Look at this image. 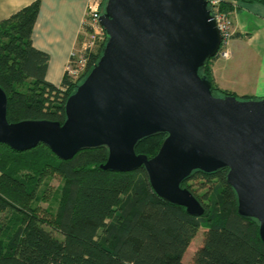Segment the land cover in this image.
<instances>
[{"label":"water","instance_id":"95a60500","mask_svg":"<svg viewBox=\"0 0 264 264\" xmlns=\"http://www.w3.org/2000/svg\"><path fill=\"white\" fill-rule=\"evenodd\" d=\"M100 24L101 55L68 97L63 124L9 123L0 88V144H43L61 161L106 148L103 171L143 168L158 198L194 217L204 209L182 183L226 169L238 214L258 222L264 243V99L219 96L200 75L222 42L208 2L105 0ZM156 135L165 139L154 157L136 154Z\"/></svg>","mask_w":264,"mask_h":264},{"label":"trees","instance_id":"16d2710c","mask_svg":"<svg viewBox=\"0 0 264 264\" xmlns=\"http://www.w3.org/2000/svg\"><path fill=\"white\" fill-rule=\"evenodd\" d=\"M244 4L264 0H231ZM40 9L35 1L0 22V88L7 97V120H47L63 124L65 104L101 55L91 56L86 74L77 81L66 75L57 87L46 80L48 54L32 45ZM230 14L228 0L222 3ZM200 70L219 96H232L214 82L211 65ZM164 135L140 142L135 152L154 157ZM106 148L80 151L69 161L58 159L45 145L15 152L0 144V264H183L182 259L200 229L201 245L188 264H264V243L258 222L241 217L237 197L224 169L194 173L184 181L204 209L200 217L165 203L149 185L143 168L130 173L103 171ZM63 183L56 215L44 227L31 205L49 172ZM194 183V184H192Z\"/></svg>","mask_w":264,"mask_h":264},{"label":"crops","instance_id":"0c3cea01","mask_svg":"<svg viewBox=\"0 0 264 264\" xmlns=\"http://www.w3.org/2000/svg\"><path fill=\"white\" fill-rule=\"evenodd\" d=\"M39 1L32 45L49 56L46 80L59 86L72 52L82 37L89 0H0V22ZM233 36L229 58L211 65L215 84L238 97L264 99V5L228 0Z\"/></svg>","mask_w":264,"mask_h":264},{"label":"built area","instance_id":"2783aa9c","mask_svg":"<svg viewBox=\"0 0 264 264\" xmlns=\"http://www.w3.org/2000/svg\"><path fill=\"white\" fill-rule=\"evenodd\" d=\"M206 1L222 35L217 60H226L229 58L228 42L233 36L232 18L230 14L222 9V3L226 0ZM103 2L104 0H89L88 2L86 15L82 23V43L77 45L72 52L65 70V75L73 81L79 80L86 74L94 51H99L106 41V34L100 24V17L104 8Z\"/></svg>","mask_w":264,"mask_h":264},{"label":"rangeland","instance_id":"374dc122","mask_svg":"<svg viewBox=\"0 0 264 264\" xmlns=\"http://www.w3.org/2000/svg\"><path fill=\"white\" fill-rule=\"evenodd\" d=\"M104 2H103V5H104ZM82 39L83 38L81 37L78 42V45L82 43ZM98 52L99 51H94L93 54H97ZM62 183H63V180L59 174L54 173L53 171L49 172L48 175H46L40 182V185L35 194V197L33 198V201L31 202L32 207L36 209L38 216L44 223V227L50 231L52 230L49 227V225L53 217L56 215L58 205H59L60 194L58 191V187L62 185ZM3 217H6V215L5 214L0 215V221L3 219ZM203 232H204V229H200L198 233L196 234L195 238L192 240L190 246L188 247L186 253L183 256V259H182L183 264H188L191 261V258L193 257L195 250L202 243ZM52 233L55 237L60 238V235L57 232L52 231Z\"/></svg>","mask_w":264,"mask_h":264}]
</instances>
